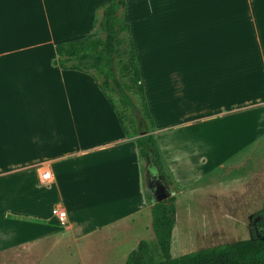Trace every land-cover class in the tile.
Returning <instances> with one entry per match:
<instances>
[{"label": "crops", "instance_id": "obj_1", "mask_svg": "<svg viewBox=\"0 0 264 264\" xmlns=\"http://www.w3.org/2000/svg\"><path fill=\"white\" fill-rule=\"evenodd\" d=\"M37 1L46 33L39 43L21 49L28 61L21 69L2 64L11 52L0 49V222L57 224L52 208L46 213L43 204L64 210L65 223L60 226L77 238L123 220L134 222L150 211L136 136L123 133L91 76L46 69L47 60L55 58V45L91 33L95 9L110 0ZM160 1L155 4L166 9L189 4L188 9L198 5L212 11L198 19L183 18L180 35H136L135 26L131 28L155 123L152 133L167 176L183 193L264 136V95L254 104L246 98L238 101L236 94L239 86L254 87L252 74L239 77L252 66L250 57L257 59L264 89V0H243L247 17L243 24L239 19L225 23L214 0ZM185 26L192 32L183 31ZM42 94V103L29 106ZM234 117L251 120V126L255 119L256 127L245 130L244 143L239 137L240 143L223 159L205 139L216 140L213 132ZM225 132L222 136L227 138ZM36 167L49 170L51 182L46 186L37 183ZM28 190L32 202L17 208L15 200ZM24 214L38 219L22 218Z\"/></svg>", "mask_w": 264, "mask_h": 264}, {"label": "rangeland", "instance_id": "obj_2", "mask_svg": "<svg viewBox=\"0 0 264 264\" xmlns=\"http://www.w3.org/2000/svg\"><path fill=\"white\" fill-rule=\"evenodd\" d=\"M155 2L156 0H133L121 12L132 30L135 26L136 35H180L183 18L190 15L193 19H198L212 12L208 11L209 8L198 9L199 6L194 3L190 9L189 4L187 8L184 5L183 9L181 6H170L166 9L164 5L162 9ZM214 3L217 8H221L225 23H234L237 19L241 24L246 22L243 0H214ZM183 31L192 32L186 26ZM45 33L37 0H0V49L1 52H11L4 55L2 64L21 69L25 60L28 61L27 52L21 49L31 42L39 43ZM241 36L246 37L244 34ZM126 38L124 34L121 36L123 41ZM54 59L47 60L49 64L46 69L52 70L56 67L53 64ZM249 62L252 66L248 71H251L239 73V77L252 74L254 87L247 89L243 85L239 86L236 94L238 101L246 98L256 104L258 97L264 95V89L257 73V59L250 57ZM44 99L42 94L41 99L29 106L35 104L37 107ZM115 102L118 104L116 100ZM251 104L253 102L248 106ZM120 112L125 114L123 108H120ZM169 118L173 119V116L169 115ZM232 119L230 122H222L220 131L213 132L216 140L211 138L209 142L205 139L210 146H216L220 150L223 159L227 153L232 152L233 146L240 143L239 137H242L241 143H244L245 130L251 132L256 127L255 119L252 126L251 120L238 121L237 117ZM224 132L227 133V138L222 136ZM143 167L144 163L141 162L142 186L145 194L149 195ZM167 185L173 192L171 196L176 198L175 225L170 247L172 258L247 239L251 236V225L257 233H264V223H259L254 218L264 202V136L223 167L194 181L186 188V192L179 193L181 188L172 183ZM21 194L24 195L23 198L15 200L17 208H25L32 202L30 190ZM149 199L154 200L150 195ZM44 205L47 204L42 206L46 213L56 207ZM21 217L38 219L37 216L25 214ZM55 219L57 224L53 226L16 219L12 222H0V264H125L128 254L136 249L140 241L155 243L150 211L133 218L136 219L134 222L123 220L81 238L60 226L61 222L57 217ZM63 222L65 223V219Z\"/></svg>", "mask_w": 264, "mask_h": 264}, {"label": "trees", "instance_id": "obj_3", "mask_svg": "<svg viewBox=\"0 0 264 264\" xmlns=\"http://www.w3.org/2000/svg\"><path fill=\"white\" fill-rule=\"evenodd\" d=\"M127 4V0H110L97 7L93 31L84 38L56 44L53 64L64 71L91 76L117 116L123 133L136 136L137 155L144 163V174L147 169H155L153 172H158L170 184L152 133L155 123L141 81L131 27L121 15ZM123 34L127 37L124 41ZM141 133L144 135L140 136ZM146 199L155 243L140 241L128 254L125 264H264V233H257L252 225L247 239L172 258L176 198L170 196L155 202L146 195ZM254 218L264 223V202Z\"/></svg>", "mask_w": 264, "mask_h": 264}, {"label": "flooded vegetation", "instance_id": "obj_4", "mask_svg": "<svg viewBox=\"0 0 264 264\" xmlns=\"http://www.w3.org/2000/svg\"><path fill=\"white\" fill-rule=\"evenodd\" d=\"M144 181L146 182L149 195L153 198L161 193L171 191L158 172H152L150 169L146 170ZM162 187L164 188V191L161 189Z\"/></svg>", "mask_w": 264, "mask_h": 264}, {"label": "built area", "instance_id": "obj_5", "mask_svg": "<svg viewBox=\"0 0 264 264\" xmlns=\"http://www.w3.org/2000/svg\"><path fill=\"white\" fill-rule=\"evenodd\" d=\"M36 181L40 185H47L51 182V174L48 169L45 167H38L35 170ZM52 213L57 217V219L64 224L63 220L66 217L65 211L60 209L59 207H55L52 209Z\"/></svg>", "mask_w": 264, "mask_h": 264}, {"label": "water", "instance_id": "obj_6", "mask_svg": "<svg viewBox=\"0 0 264 264\" xmlns=\"http://www.w3.org/2000/svg\"><path fill=\"white\" fill-rule=\"evenodd\" d=\"M144 135V133H141L140 136ZM161 176V175H160ZM162 177V176H161ZM163 178V177H162ZM164 180V178H163ZM168 187V186H167ZM163 191H164V188L162 187L161 188ZM161 190V191H162ZM173 194V192L171 191H168V192H164V193H161L159 195H157L155 198H154V201L155 202H161V201H164L166 200L167 198H169L171 195Z\"/></svg>", "mask_w": 264, "mask_h": 264}]
</instances>
